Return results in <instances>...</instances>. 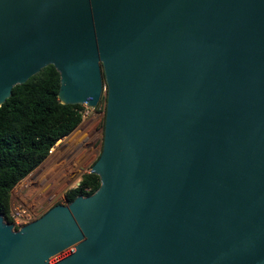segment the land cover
Wrapping results in <instances>:
<instances>
[{"label":"water","instance_id":"1","mask_svg":"<svg viewBox=\"0 0 264 264\" xmlns=\"http://www.w3.org/2000/svg\"><path fill=\"white\" fill-rule=\"evenodd\" d=\"M47 66L107 88L100 186L0 216V264H264V0H0V107Z\"/></svg>","mask_w":264,"mask_h":264},{"label":"trees","instance_id":"2","mask_svg":"<svg viewBox=\"0 0 264 264\" xmlns=\"http://www.w3.org/2000/svg\"><path fill=\"white\" fill-rule=\"evenodd\" d=\"M60 77L47 66L25 84L16 86L0 107V216L12 224L10 194L13 188L48 157L59 140L82 122L84 109L59 102ZM100 186L93 173L81 177L65 198L88 197Z\"/></svg>","mask_w":264,"mask_h":264},{"label":"rangeland","instance_id":"3","mask_svg":"<svg viewBox=\"0 0 264 264\" xmlns=\"http://www.w3.org/2000/svg\"><path fill=\"white\" fill-rule=\"evenodd\" d=\"M104 98V95H102ZM81 124L59 141L58 150L28 177L20 181L10 194V215L14 229L23 217L37 220L56 205H67L65 194L75 187L81 177L91 172L99 158L103 143L105 110L81 106ZM83 130V132H81ZM27 179H32L28 184ZM19 209L24 215L19 216Z\"/></svg>","mask_w":264,"mask_h":264},{"label":"built area","instance_id":"4","mask_svg":"<svg viewBox=\"0 0 264 264\" xmlns=\"http://www.w3.org/2000/svg\"><path fill=\"white\" fill-rule=\"evenodd\" d=\"M102 95H104V98H102V96H101V99H100V101H99V103L97 104L96 107L103 106L104 110L106 111V95H107V88H106V86H104V88H103V94ZM95 108H92V109H95ZM83 117L84 116L82 114V118ZM16 212H17V214L19 216L24 215V213L21 212L19 209H16ZM22 219L23 220L20 222V224H18V229L21 228V227H23V226H25V225H27V224H29V223H31V222H33V221H35V219H30L28 216L23 217Z\"/></svg>","mask_w":264,"mask_h":264},{"label":"bare ground","instance_id":"5","mask_svg":"<svg viewBox=\"0 0 264 264\" xmlns=\"http://www.w3.org/2000/svg\"><path fill=\"white\" fill-rule=\"evenodd\" d=\"M81 132H83V130L81 131ZM58 148H59V144H58V146H57V149L52 153V155L58 150ZM53 151V150H52ZM32 181V179H27L26 180V183L28 184L29 182H31Z\"/></svg>","mask_w":264,"mask_h":264}]
</instances>
